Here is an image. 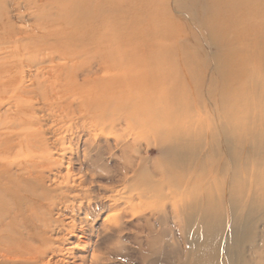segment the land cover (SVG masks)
Here are the masks:
<instances>
[{"label":"bare ground","instance_id":"1","mask_svg":"<svg viewBox=\"0 0 264 264\" xmlns=\"http://www.w3.org/2000/svg\"><path fill=\"white\" fill-rule=\"evenodd\" d=\"M195 3L175 0L192 17L204 44L216 49L213 56L176 30L169 0L32 3L37 30L18 32L33 48L24 44L23 49L60 64L42 76L39 72L31 90L13 86L7 91L0 85V107L14 110L4 124L0 119V264H38L49 250L38 236L49 232V224L34 188L50 163L44 141L31 128L32 92L56 121L82 133L69 161L87 160L112 137L124 151L144 144L143 157L108 189L113 194L122 187L128 194L119 219L140 215L142 226L133 227L140 233L145 229L147 236L160 224H174L185 254L182 264H259L264 0H200L197 12ZM3 19L0 12V46L15 35ZM124 29L126 43L124 35L115 34ZM179 34L185 36L182 43ZM94 70L100 71L98 77L78 84ZM12 137L20 149L9 162L1 154H11ZM24 149L29 155L20 158ZM102 221L107 229V218Z\"/></svg>","mask_w":264,"mask_h":264},{"label":"rangeland","instance_id":"2","mask_svg":"<svg viewBox=\"0 0 264 264\" xmlns=\"http://www.w3.org/2000/svg\"><path fill=\"white\" fill-rule=\"evenodd\" d=\"M169 1L176 30L186 32L188 39L195 38L199 44L198 48L213 56L216 49L204 44L192 17L181 12L175 0ZM34 2L0 0V12L4 17L2 22L15 34L10 38L9 44L0 46V85L6 90L13 86L31 90V82L39 72L42 76L46 74L48 67L60 64L56 59L51 62L43 61L40 53L33 56L23 49L25 44L33 50L27 38L18 32L25 30L28 33L37 30L36 13L32 5ZM193 6L197 12L201 7L200 0H196ZM109 23L112 28L116 27L114 20H110ZM115 34L119 37L124 35V43L129 41V33L125 29L115 31ZM118 40L116 36L115 41ZM1 41L3 40L0 39ZM177 41L184 42L185 36L177 35ZM14 43L23 47L15 50L12 48ZM185 43L190 48H195L191 42ZM79 60L81 61V58ZM96 72L94 70L88 76L80 77L78 84L82 79H91L94 75L98 77L100 71ZM43 80L38 79L39 82ZM8 94L9 92L5 96ZM31 95L33 108L31 117L35 122L31 128L40 134L44 141L48 153L44 158L50 163L43 171V181L38 184L33 181L31 183L36 185V188L33 187L36 195L42 198L40 204L46 210V216L43 218L49 224L47 225L49 232L38 235L40 241L43 240L49 249L44 255L43 262L38 264H182L185 254L182 244L175 236L174 224L171 222L167 225L160 224L154 228L155 234L149 236L145 229L140 233V230L138 232L133 227L136 224L138 227L142 226L140 215L133 218L131 216L124 218L122 215V219L118 216L124 209V200L128 194L122 187L116 189L117 193L108 192L111 186H115L117 181L124 178L130 163H136L143 157L144 144H141L137 151L133 148L124 151L123 146L115 145L112 137L109 138L107 145L103 141L100 142L87 160L80 157L78 162H75V159L69 161L70 150H74L77 143L76 136L78 134L81 136L82 133L75 129H66L68 124L56 121L55 115L48 111L38 96L33 92ZM12 113L14 110L8 104L0 107L1 123L4 124L3 121ZM8 148L12 151L11 154L8 156L1 154V158L10 162L15 160L20 149L16 137H12ZM25 151L26 149L24 154H20L22 156L20 158L28 157L29 154H25ZM36 153L41 155L38 151ZM150 158H154V154ZM127 176L129 177L130 173ZM24 197L27 196L23 194ZM115 200L118 201L114 204ZM135 203L134 201L133 204ZM104 218H107L108 227H105L107 229L101 226ZM115 218L119 219L117 223H114ZM162 231H165L163 235L160 233ZM246 256H249V253H246ZM255 257L258 258L259 264H264V246L257 250Z\"/></svg>","mask_w":264,"mask_h":264}]
</instances>
